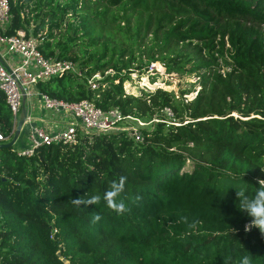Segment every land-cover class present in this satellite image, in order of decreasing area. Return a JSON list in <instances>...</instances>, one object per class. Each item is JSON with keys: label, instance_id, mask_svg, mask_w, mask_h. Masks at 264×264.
Returning <instances> with one entry per match:
<instances>
[{"label": "trees", "instance_id": "16d2710c", "mask_svg": "<svg viewBox=\"0 0 264 264\" xmlns=\"http://www.w3.org/2000/svg\"><path fill=\"white\" fill-rule=\"evenodd\" d=\"M8 1L0 34L43 33L45 57L71 60L86 76L111 71L97 89L70 73L39 91L148 123L137 124L141 141L111 131L29 156L15 143L0 148V264H239L245 255L264 264V235L244 231L250 217L236 197L241 187L254 196L264 179V0ZM153 63L196 76V95L126 93L131 74ZM16 123L0 91L6 142ZM121 176L128 211L118 214L103 196ZM86 194L101 202L72 205Z\"/></svg>", "mask_w": 264, "mask_h": 264}, {"label": "built area", "instance_id": "2783aa9c", "mask_svg": "<svg viewBox=\"0 0 264 264\" xmlns=\"http://www.w3.org/2000/svg\"><path fill=\"white\" fill-rule=\"evenodd\" d=\"M8 19L9 1L0 0V26H3ZM41 34L37 37L28 36L24 29H18L12 35L0 34V45L4 53L11 57V61H8L0 52L7 65L5 68L0 63V91L4 94L14 121L18 120L23 94L26 106L31 109L40 106L44 119L43 121L37 119L27 109L21 129H24L26 133L27 145L17 150V154L29 156L34 149L43 145L74 144L80 133L127 131L136 141H141V132L138 127H120V124L125 119L135 120L139 126H144L146 122L124 116L117 107L102 109L89 99L67 102L52 98L38 90L37 83L70 73L85 78L87 87L90 89H97L104 83L105 75L111 73V71H106L105 74L94 72L86 76V69L80 70L71 60L45 57L38 48L43 40L39 37ZM165 111L171 116L170 110ZM3 142H6V138L0 132V143ZM55 232L56 230L53 229L51 238Z\"/></svg>", "mask_w": 264, "mask_h": 264}, {"label": "clouds", "instance_id": "9594fccd", "mask_svg": "<svg viewBox=\"0 0 264 264\" xmlns=\"http://www.w3.org/2000/svg\"><path fill=\"white\" fill-rule=\"evenodd\" d=\"M127 178L121 176L118 181H113L110 184L109 189L104 193L103 199L106 201L108 208L117 212L118 214H123L128 211L126 204L123 199H120L121 194L125 191ZM259 187L255 192L254 196H249L246 194V188L241 187L239 190H236V197L239 201L238 209L242 212L247 213L250 217V221L245 224L244 231L250 232L253 228L259 229L260 233L264 235V179L257 181ZM226 194V193H225ZM87 198H72L71 203L76 207L97 205L101 202V197L99 195H92ZM141 197H137L139 201ZM102 219L99 214H96L93 217V223H97ZM182 222L188 223L187 218H182ZM199 223L198 220H194L189 224L190 228H195ZM232 233H235V229H231ZM239 264H252V260L249 256L245 255L240 259Z\"/></svg>", "mask_w": 264, "mask_h": 264}, {"label": "rangeland", "instance_id": "374dc122", "mask_svg": "<svg viewBox=\"0 0 264 264\" xmlns=\"http://www.w3.org/2000/svg\"><path fill=\"white\" fill-rule=\"evenodd\" d=\"M2 45H0V52L3 53V56L8 61H11L9 54L4 53ZM15 58L17 56H14ZM196 76L184 75L180 76L176 73L167 74L164 67L160 63H153L149 65V69L145 73L139 74L133 72L131 74V81H126L123 84V89L128 94L138 95L141 93V90L154 91L157 88H162L165 90H172L175 94H179L182 90L192 91L187 98H193L199 87L196 85ZM169 116V115H168ZM143 121V120H142ZM148 122H146L147 124ZM145 124V125H146ZM150 125V124H148ZM120 127H138L137 123L134 121L124 120ZM149 128V126H148ZM23 131L20 132L18 140L14 144L16 149H20V143L23 138ZM19 146V147H18Z\"/></svg>", "mask_w": 264, "mask_h": 264}, {"label": "water", "instance_id": "95a60500", "mask_svg": "<svg viewBox=\"0 0 264 264\" xmlns=\"http://www.w3.org/2000/svg\"><path fill=\"white\" fill-rule=\"evenodd\" d=\"M0 63L5 68H7V65L5 64V62L2 59L1 55H0ZM26 115H27V106H26L25 96L23 94V96H22L21 109H20V113H19L18 120H17V123H16V129H15L14 135L11 138V140H9L7 142H4V143H0V148H8V147H11L16 142V140H17V138H18V136H19V134L21 132L22 125L24 123V120H25Z\"/></svg>", "mask_w": 264, "mask_h": 264}, {"label": "crops", "instance_id": "0c3cea01", "mask_svg": "<svg viewBox=\"0 0 264 264\" xmlns=\"http://www.w3.org/2000/svg\"><path fill=\"white\" fill-rule=\"evenodd\" d=\"M27 109H28V112L29 113H32L33 114V116H35L37 119H40V120H44L43 118H42V116H43V112H42V109L40 108V106H38L37 108H30L29 106L27 107ZM16 143V142H15ZM19 147V146H18ZM20 149H22L23 148V144L22 143H20V147H19ZM19 150V149H18Z\"/></svg>", "mask_w": 264, "mask_h": 264}]
</instances>
